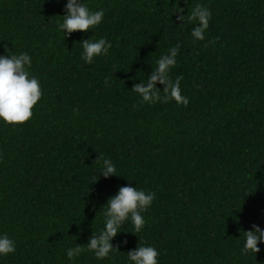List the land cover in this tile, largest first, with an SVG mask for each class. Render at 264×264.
Masks as SVG:
<instances>
[{"label":"trees","instance_id":"obj_1","mask_svg":"<svg viewBox=\"0 0 264 264\" xmlns=\"http://www.w3.org/2000/svg\"><path fill=\"white\" fill-rule=\"evenodd\" d=\"M65 2L0 0V54L27 52L42 91L29 120L0 123V233L16 244L0 264H126L141 241L158 264H264L259 241L241 252L243 231L264 228V0H85L101 23L64 38ZM195 3L211 13L204 40L190 35ZM101 36L111 47L85 64L79 41ZM176 45L169 76L187 105L163 91L141 103L132 85ZM104 158L118 176L99 175ZM124 185L154 193L145 226L126 221L97 259L85 244Z\"/></svg>","mask_w":264,"mask_h":264},{"label":"clouds","instance_id":"obj_2","mask_svg":"<svg viewBox=\"0 0 264 264\" xmlns=\"http://www.w3.org/2000/svg\"><path fill=\"white\" fill-rule=\"evenodd\" d=\"M187 3L188 0H185ZM188 11V10H187ZM177 20L183 25L185 14L183 9L176 5L174 11ZM62 22L58 23L57 29L63 33L64 38L74 31L86 33L98 26L104 16L103 9H90L85 0H66ZM211 13L206 6L195 3L187 15V21L192 23L190 35L194 40H204V33L208 29ZM80 59L85 64H91L94 58L105 55L111 47V42L103 36L98 39H81ZM179 45L170 47L166 54H161L155 60L156 67L151 69L145 81L134 83L131 90L137 95L141 103H154L161 99L160 91L165 94L164 100H173L178 105H187L188 99L182 95L179 78L173 81L170 70L176 65ZM32 58L27 52L11 53L5 48L0 54V123L17 125L23 124L32 116V108L41 98L42 91L40 82L36 76L30 74ZM159 83L162 87L157 88ZM101 164L99 175L105 178L118 176L116 168L110 159L104 158L98 161ZM154 200V193L145 191L135 186L124 185L118 187L115 194L109 196L106 202L99 208L103 209V227L88 237L86 250L90 251L97 259L107 258L113 250L117 251L110 241L121 231L124 223L130 221L132 234L141 233L145 226V218L142 215L147 211ZM244 240L241 248L242 253L256 254L259 251L258 241L264 244V228L255 224L251 230L243 231ZM121 243H126L122 241ZM15 241L6 233H0V258L15 253ZM84 248L75 243L65 249V255L69 261L78 257ZM126 264H158V250L151 244H144L127 251Z\"/></svg>","mask_w":264,"mask_h":264}]
</instances>
